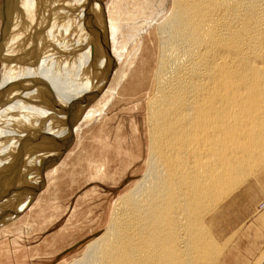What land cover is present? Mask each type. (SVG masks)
I'll return each instance as SVG.
<instances>
[{"label":"bare ground","instance_id":"bare-ground-1","mask_svg":"<svg viewBox=\"0 0 264 264\" xmlns=\"http://www.w3.org/2000/svg\"><path fill=\"white\" fill-rule=\"evenodd\" d=\"M56 1H42L43 23L52 50L40 53V35L33 42L26 39L33 36L32 30L20 37L29 46L25 61L29 73L21 70L28 75L23 86L18 83L23 93L15 91V102L5 106L1 101V143L11 140L21 126L20 134L29 130L33 134L40 127V115L49 103L46 100L54 101L65 91L59 76L73 66L89 38L91 25L86 19L94 5H87L78 21L80 26H76L75 0ZM17 2L24 26L40 20V0ZM11 22L5 21L4 26L7 23L10 27ZM154 38L146 99L148 155L144 173L117 198L106 227L68 264H225L223 246L210 225L213 215L219 203L264 164V0H172L168 14L156 25ZM89 54L90 50L84 63ZM42 63L49 71L41 70ZM30 77L38 85L27 92L28 85L34 84ZM41 92L49 95L35 98ZM23 104L31 111L27 121L22 120V109L15 115ZM34 108L39 117L31 128ZM19 162H13L14 166L12 162L1 163L3 171L9 165L13 168L10 177L0 174V182L4 183L5 177L11 180L24 169ZM21 179L22 174L12 183L18 186ZM257 264H264V255Z\"/></svg>","mask_w":264,"mask_h":264},{"label":"rangeland","instance_id":"rangeland-1","mask_svg":"<svg viewBox=\"0 0 264 264\" xmlns=\"http://www.w3.org/2000/svg\"><path fill=\"white\" fill-rule=\"evenodd\" d=\"M12 1L0 0V11L5 10L0 12V105L4 102L5 106L23 93L18 86H23L22 81L26 83L29 73L25 62L29 58V46L20 37L26 30H32L33 36L27 35L26 39L33 42L40 35V53L52 50L46 37L47 25L43 23V0H40V20L32 21L28 27L21 22L19 0ZM57 1L62 4L67 0ZM171 2L75 0L76 26H80L87 5L94 7L87 14L91 32L86 45H82L85 52H80L73 66L58 78L66 92L54 101L46 100L49 101L46 112L40 115V127L33 134L30 130L20 134L21 126L11 140L0 141V164L10 161L8 164L12 162L14 166L20 161L24 167V171L12 177L22 174L21 186L12 183L15 178L8 181L5 177L4 183L0 182V264L72 262L82 254L86 243L106 227L117 198L143 175L148 155L146 99L156 48L154 33L156 25L168 14ZM9 20L11 28L7 23L4 26ZM9 28L11 31L6 33ZM13 35H18L15 40ZM77 38H80L79 30ZM17 48H20L18 53ZM88 50L89 59L84 63ZM8 60L16 67L8 64ZM54 67L57 65L51 68ZM44 69L49 71L42 63L41 70ZM21 70L28 72L27 75L21 74ZM43 78L41 75L40 84ZM36 83L34 78V84L30 83L27 90H32ZM41 93L34 97L49 95ZM24 106L13 113L16 115L22 109L20 114L25 116L22 120L27 121L31 111ZM35 111L38 109H33L31 128L38 122ZM3 165L0 174L10 177L13 167L9 165L4 173ZM257 169L243 186L219 203L213 215L216 219L210 225L215 239L223 246L225 264H257L264 255V164ZM2 184L7 185L2 187Z\"/></svg>","mask_w":264,"mask_h":264}]
</instances>
